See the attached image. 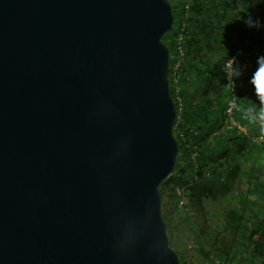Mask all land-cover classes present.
Instances as JSON below:
<instances>
[{
    "label": "water",
    "instance_id": "1",
    "mask_svg": "<svg viewBox=\"0 0 264 264\" xmlns=\"http://www.w3.org/2000/svg\"><path fill=\"white\" fill-rule=\"evenodd\" d=\"M168 0H0V264H180Z\"/></svg>",
    "mask_w": 264,
    "mask_h": 264
},
{
    "label": "trees",
    "instance_id": "2",
    "mask_svg": "<svg viewBox=\"0 0 264 264\" xmlns=\"http://www.w3.org/2000/svg\"><path fill=\"white\" fill-rule=\"evenodd\" d=\"M168 1L172 7L174 20L171 31L163 36L162 41L169 49L171 59L175 54L174 45L180 33V24L185 10L182 7L184 0ZM217 1H190L191 17L187 20L185 56L181 66L180 82L185 103L183 116L185 141L177 137L179 149L174 170L160 185L162 215L167 225L169 244L177 253L180 264H186V253L179 243L178 234L175 235L169 230L168 218L172 211L163 206L165 198L169 202L175 198L176 189L183 190L185 203L183 207H178L174 199L173 217L187 227L188 233H192L197 251L206 261L212 264L211 256L214 255L218 261L226 263L235 249L237 237L245 236L248 242V260L259 259L262 260L261 264H264V168L255 167L256 162L253 158L256 148H261L264 141L259 133L262 129H258L254 123L253 126L248 115L252 112L254 116L255 99L252 104L249 103V99L255 96L253 90L247 94L242 87L237 86L238 103L241 109L235 119L239 124L249 129L251 127V131L248 130L249 132L244 134L235 127L229 128L226 122L225 109L230 99V92L226 88L224 69L220 72L222 89H212L208 77L209 71L216 68L215 64L219 59H222L224 67L229 50L233 51L235 44L245 43L248 52H252L250 59L245 57L246 64L258 58L255 52H259V56L264 55V27L259 30L248 29L244 23L245 15L251 13L254 18L264 24V0H230L232 7L238 3L241 4L242 10H234L231 15L236 17V20L225 21L222 28L223 31L230 33L228 50L222 57H216V60L212 62H201L197 58L198 53L202 48L209 47L208 39L203 35L202 19L207 13L210 24L216 25L220 21L216 16L217 9L220 7L219 2L224 4V1ZM192 15H197L198 18L195 19ZM219 115H221V122L217 127ZM192 152L197 155L194 160L191 159ZM249 160L253 162L249 163ZM246 162H248V169L244 171L241 166ZM242 176L243 182L250 184L251 189L256 186L260 198L254 202L245 197L236 198L235 196L225 200L229 195L230 186ZM231 202L234 205L233 208H229ZM247 205H253L254 208L251 212L249 211L256 217L253 224L244 222V207ZM244 223L247 233H243L242 230ZM207 246H210L209 250L205 249Z\"/></svg>",
    "mask_w": 264,
    "mask_h": 264
},
{
    "label": "rangeland",
    "instance_id": "3",
    "mask_svg": "<svg viewBox=\"0 0 264 264\" xmlns=\"http://www.w3.org/2000/svg\"><path fill=\"white\" fill-rule=\"evenodd\" d=\"M208 1V0H207ZM217 1V0H216ZM220 1H224V4L219 2L220 7L217 9V18L220 20L218 23H216V25H212V23L210 24L208 22V14L206 13L204 19L203 20V24H202V29H203V35L204 37H206L208 39L209 42V47H204L202 48V50L198 53L197 58L199 61L203 62V61H214L216 60V57H222L224 52L228 50V41L230 39V33H228L227 31H223V27H224V23L225 21H230V22H234L236 20V17H234L232 14V12L235 11H239L242 10L241 4H236V6L232 7L230 5V0H220ZM228 4H225L226 2ZM218 2V1H217ZM221 3V4H220ZM214 4H217L216 2H214ZM228 5V6H227ZM195 19H197V15H192ZM205 49V50H204ZM230 56H235L236 59L239 62L240 65V71L242 73V75L237 78L235 80V83H237V86L239 85V87H242L243 90L248 94L250 91L254 93L255 98H251L249 99V103L252 104L253 103V99L254 103H256V105L254 106V116L252 114V112H249V117H250V121L251 124L254 126V124H256L257 128L262 129L259 130L260 136H262V140L264 141V111H261L262 108H264V105L260 104V100L259 97L257 96L254 86L252 83H250L251 79H252V74L253 72L256 70L257 67V58H255L254 60L252 59V63L250 64H246L245 63V57L250 59L249 55L251 54L250 51L248 52V48L247 46H245V43L243 45H238L235 44V49L229 50ZM259 57V56H257ZM216 68L212 69L209 71L208 77L210 82V86L211 88H219L222 89V85H220V81L221 80V76H220V72L222 71V67H223V61L222 59H219L217 61V63L215 64ZM217 85V86H216ZM252 88V89H251ZM225 89V88H224ZM246 94V95H247ZM245 95V97H246ZM248 98V97H247ZM254 118V121H253ZM217 123L216 126L218 127V125H220V120H221V115H219L218 119H217ZM254 123V124H253ZM243 126V125H242ZM259 126V127H258ZM251 129V127H250ZM249 127H245L243 126V130L247 133L249 132L248 130H250ZM251 131V130H250ZM253 158L255 159L254 165L255 167H258V169L260 168H264V144L262 145L261 148H256L255 150V154L253 156ZM249 163L253 162L252 160L248 161ZM248 162L242 164V170L247 171L248 169ZM243 176L238 178L237 180L234 181V183L230 186V191H229V195L225 198V200H228L229 197L235 196L236 198H244L245 199H249L250 201L254 202L257 201L260 198V193L259 190L256 188V186H254V188L251 189V185L247 184V182H243ZM233 202V201H232ZM232 202L230 203V207L229 208H233L234 205H232ZM171 203V204H170ZM226 204H224L225 206ZM163 206H165V209H170L172 211L171 216H169L168 220L170 221V232L173 234H178L179 240H180V244L183 246V249L185 250L186 253V264H211L210 262L206 261V259H204L202 257V255H200V253H198L197 251V247L195 242L193 241V235L192 233H188L187 231V227L177 218H174V199L169 200L167 198H165ZM253 205H247L244 207L245 210V223H249V224H253L254 221L256 220V217L251 215V211L254 209L252 207ZM220 207V205L218 206ZM243 208V207H241ZM240 208V209H241ZM250 211V212H249ZM170 213V212H168ZM170 215V214H169ZM168 216V214H167ZM243 224L242 226V230L243 233H247V227L246 224ZM176 237V236H175ZM247 244L248 242L245 240V236H239L237 237V242L235 245V249L231 255V257L229 258V260L224 263V264H261L262 260L259 259H253L250 258L247 254ZM206 250L210 249V246H207L205 248ZM247 260L250 262L247 263ZM211 262L212 264H223L220 261H218L217 257H215L214 255L211 256Z\"/></svg>",
    "mask_w": 264,
    "mask_h": 264
},
{
    "label": "built area",
    "instance_id": "4",
    "mask_svg": "<svg viewBox=\"0 0 264 264\" xmlns=\"http://www.w3.org/2000/svg\"><path fill=\"white\" fill-rule=\"evenodd\" d=\"M190 1L191 0H184L182 6L183 9L185 10V13L180 24V33L178 34L176 38V44L174 45L175 54H173L172 58L170 59L172 60V62L170 63L169 75H168L169 93L173 100L175 106V112H176V118L173 125V132L176 138L178 137L182 139V141H185V137H184L185 128L183 121L185 103L183 98V89L180 85V82H181V66H182L183 58L185 56L187 20L191 17ZM259 55H260L259 52H255V56H259ZM232 57L236 58L235 56ZM249 57H251V54L249 55ZM223 69L226 75V82H227L226 88L230 92V99L228 100L225 109V115L227 117L226 122L229 128L235 127L238 129L239 132L246 134V132L243 130V126L239 124L235 119V116L238 115L241 107L238 103V92H237L238 87L232 76V62L229 59L224 63ZM196 156H197L196 153L192 152L191 159L194 160ZM174 199L178 207H183L185 203L183 190L176 189Z\"/></svg>",
    "mask_w": 264,
    "mask_h": 264
},
{
    "label": "clouds",
    "instance_id": "5",
    "mask_svg": "<svg viewBox=\"0 0 264 264\" xmlns=\"http://www.w3.org/2000/svg\"><path fill=\"white\" fill-rule=\"evenodd\" d=\"M244 23L248 29L259 30L261 27H264V24L257 18H254L251 13H247L244 18ZM228 59L232 62V76L233 78H239L242 73L240 71L239 62L236 58L229 57ZM257 67L252 74V79L250 83L253 84L255 92L259 97L260 104L264 105V55H261L257 58ZM264 111V108L261 109Z\"/></svg>",
    "mask_w": 264,
    "mask_h": 264
}]
</instances>
